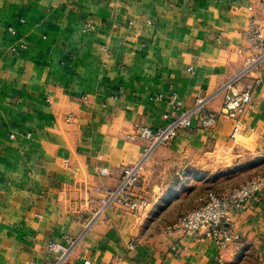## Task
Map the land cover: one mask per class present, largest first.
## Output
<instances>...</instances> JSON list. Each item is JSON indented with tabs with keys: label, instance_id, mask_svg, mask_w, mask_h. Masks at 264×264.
I'll return each mask as SVG.
<instances>
[{
	"label": "crops",
	"instance_id": "crops-1",
	"mask_svg": "<svg viewBox=\"0 0 264 264\" xmlns=\"http://www.w3.org/2000/svg\"><path fill=\"white\" fill-rule=\"evenodd\" d=\"M252 14L264 22V0H0V264L52 262L46 242L63 234L82 235L64 264H264V190L231 211L234 245L165 230L207 190L264 171V66L233 139L231 119H193L146 159L132 189L146 206L92 220L143 153L133 125L162 126L170 93L188 107L238 72Z\"/></svg>",
	"mask_w": 264,
	"mask_h": 264
},
{
	"label": "built area",
	"instance_id": "built-area-1",
	"mask_svg": "<svg viewBox=\"0 0 264 264\" xmlns=\"http://www.w3.org/2000/svg\"><path fill=\"white\" fill-rule=\"evenodd\" d=\"M248 9L251 11L252 7L249 6ZM10 31L13 30L10 28ZM240 34L244 43L239 49L243 62L238 72L227 77L213 92L196 94L192 105L188 107L183 106L176 93H170L166 96V100L175 113H164L162 117L165 123L162 126L151 129L141 123L133 125V131L128 134V138L130 140L141 138L147 145L137 161L119 168L117 185L104 191L99 198V206L94 212L92 220L114 204L131 212H138L146 204V201L133 198L130 191L140 180V172L145 160L156 148L171 142L179 130L190 127L193 119H195L197 127L204 129H212L220 118L231 119L234 122V128L230 138H234L241 127L242 117L252 105V94L257 80H248V77L254 70L264 66V22L252 14ZM188 70L192 72V67H188ZM240 82H243L241 87H239ZM219 94L223 95L220 109L217 112H209V103ZM161 97V95L156 96L157 99ZM99 172L103 175L108 174V170L105 168H100ZM262 190H264V171L225 191L207 190L199 198L197 207L181 214L173 222L167 224L165 230L193 235L198 241L209 239L217 245L219 250L234 245L239 241L240 235L233 226L231 211L245 208L248 201ZM81 236L63 234L59 241L48 240L45 248L53 255L54 260L45 264H64L80 242ZM93 264H115V261ZM216 264H223L219 255L216 258Z\"/></svg>",
	"mask_w": 264,
	"mask_h": 264
},
{
	"label": "rangeland",
	"instance_id": "rangeland-1",
	"mask_svg": "<svg viewBox=\"0 0 264 264\" xmlns=\"http://www.w3.org/2000/svg\"><path fill=\"white\" fill-rule=\"evenodd\" d=\"M224 81H225V80H224ZM224 81H223V82H224ZM207 130H209V129H207ZM146 145H147V144H145V146H146ZM165 145H166V144H165ZM145 146H144V147H145ZM161 146H163V145H161ZM153 152H154V151H153ZM153 152H152V153H153ZM152 153H151V154H152ZM145 161H146V160H145ZM144 163H145V162H144ZM254 173H256V172L253 171V169H252V170L250 169V171H249V175L252 176ZM140 176H141V172H140ZM246 179H247V178H246ZM244 180H245V179H244ZM242 181H243V180H242ZM117 183H118V182H117ZM116 185H117V184H116ZM116 185H115V186H116ZM115 186H114V187H115ZM114 187H113V188H114ZM135 187H136V186H135ZM135 187H133V188H135ZM133 188H132V189H133ZM111 189H112V188H111ZM132 189H131V191H130V195L134 198V196L132 195ZM227 189H228V188H227ZM219 192H220V191H219ZM221 192H222V191H221ZM146 204H147V203H146ZM146 204H145L144 206H142V208H144V207L146 206ZM109 207H110V206H109ZM142 208H140V209L138 210V212H139ZM96 210H97V209H96ZM134 213H137V212H134Z\"/></svg>",
	"mask_w": 264,
	"mask_h": 264
}]
</instances>
